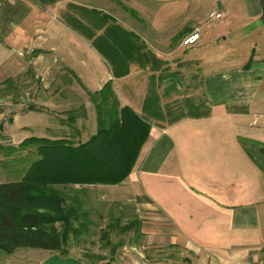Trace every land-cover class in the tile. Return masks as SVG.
Returning a JSON list of instances; mask_svg holds the SVG:
<instances>
[{
  "label": "crops",
  "instance_id": "0c3cea01",
  "mask_svg": "<svg viewBox=\"0 0 264 264\" xmlns=\"http://www.w3.org/2000/svg\"><path fill=\"white\" fill-rule=\"evenodd\" d=\"M124 1L0 0V87L8 88L13 105L28 102L27 113L50 116L45 137L67 134L83 141L96 131L93 97L107 81L112 80L120 104L138 114L152 77L165 110L185 84L186 98L205 104L191 99L197 106L193 111L207 114L150 125L123 181H132L134 194L110 196L137 207L155 246L164 244L175 253L165 255L170 264H264V26L255 28L262 45L251 49L249 65L250 58L245 65L211 70V58L219 63L225 56L219 33L201 32L195 45L182 46L181 38L201 26L195 17L186 22L165 17L151 25L134 9L141 12L142 0H131L132 8ZM70 2L106 12L136 33L151 51L148 65L133 62L128 74L115 77L91 42L63 19ZM244 2L247 16L259 18L260 0ZM222 13L210 18L221 23ZM168 67L183 77L164 94L159 75ZM68 70L73 77H64ZM27 95L31 101H23ZM13 110L10 120L21 113ZM7 126L2 123L5 134Z\"/></svg>",
  "mask_w": 264,
  "mask_h": 264
},
{
  "label": "trees",
  "instance_id": "16d2710c",
  "mask_svg": "<svg viewBox=\"0 0 264 264\" xmlns=\"http://www.w3.org/2000/svg\"><path fill=\"white\" fill-rule=\"evenodd\" d=\"M68 4L70 9L62 15L66 24L91 42L115 77L128 74L133 62L143 68L148 65L151 51L136 33L106 12ZM251 62L252 58L247 64ZM178 75L176 71L159 75L169 79L164 94L175 88ZM155 86L152 77L143 99V114H138L131 106L120 104L109 80L97 92L98 97H93L97 127L87 139L75 141L67 134L54 138L34 135L19 143L33 144L39 156L19 179L0 182V248L11 252L30 246L68 254L69 241L83 232L88 213L78 196L68 195L67 187L123 182L137 162L150 125L207 114L195 113L197 106L189 99L187 112L175 111L172 101L165 110Z\"/></svg>",
  "mask_w": 264,
  "mask_h": 264
},
{
  "label": "rangeland",
  "instance_id": "374dc122",
  "mask_svg": "<svg viewBox=\"0 0 264 264\" xmlns=\"http://www.w3.org/2000/svg\"><path fill=\"white\" fill-rule=\"evenodd\" d=\"M130 1L126 0L124 3L132 8L134 6ZM140 5L142 6L141 12H138L137 7L134 9L137 10L136 13L140 14L141 18L145 17L147 24L155 25L165 17L170 20L177 18L180 22L183 19L186 22L195 17L194 19L202 26L201 32L206 35L219 33L222 55L225 54V56L219 63H215L216 61L210 57L214 62L211 63V70L217 69L218 65H226V67L245 65L250 58L251 49L259 48L262 45L255 35L258 31L255 28L264 26V23L260 17L250 19L249 15L247 16L249 9L245 6L244 0H142ZM66 9H70V4L67 3ZM212 11L225 12L221 23L210 18ZM246 16L248 18H245ZM171 37L169 38L172 39ZM225 37H228L227 41H225ZM182 40L183 38H181V45ZM149 44L152 46L151 43ZM209 44L205 45L212 49L213 47ZM145 47L147 48V44ZM209 52L214 57V52ZM171 68L168 67L164 70L165 73L161 72L160 74L177 71V69H173L175 67ZM66 73L64 77L73 75L69 70ZM182 77L179 73L177 79ZM160 79L165 90L169 87L167 85L169 79L162 77ZM195 79L198 80L197 77ZM37 85L38 83H35V87ZM0 88V99L9 102L3 111L2 107L0 108L2 116L0 118V182H4L19 179L24 173V169L39 156L33 144L19 145V143L30 136L48 135L49 132L45 130V126L49 123L50 116L48 117L44 112L27 113L23 107L27 106L28 102L13 105L12 100L8 97L9 93L5 92L8 88L5 86ZM178 92L180 93L172 95L174 96L172 104L175 106V111L188 110L186 107V101L189 99L186 98L187 86L184 84ZM195 94L201 99L202 94ZM20 95L18 94L16 98H19ZM193 97L189 100L197 99ZM25 100L31 101L30 96L27 95L23 101ZM195 102L205 105L200 100H195ZM179 106L181 109L178 108ZM14 107L17 110L20 109L21 113L10 120L9 117L13 115ZM64 120L68 122V116L64 115ZM3 122L8 123L6 134L1 131ZM97 186L99 187L74 185V187L70 186L66 189L69 196L76 195L83 201L82 207L88 213V221L83 232L76 240L72 238L69 241L68 254L30 246H21L11 252L0 248V264H170V258L165 255L170 256L175 253H171L169 246L166 248L164 244L160 247V244L157 243V247L155 246L153 237L146 233L149 229H144L143 223L138 217L137 207L122 201V199H113L110 196L111 192L124 193L125 195L134 194L135 188L132 181L126 180L112 185L100 183ZM146 235L148 236L145 238Z\"/></svg>",
  "mask_w": 264,
  "mask_h": 264
},
{
  "label": "built area",
  "instance_id": "2783aa9c",
  "mask_svg": "<svg viewBox=\"0 0 264 264\" xmlns=\"http://www.w3.org/2000/svg\"><path fill=\"white\" fill-rule=\"evenodd\" d=\"M222 14V12H215L211 14V17L220 18ZM201 31L202 26H197L191 32H188V34L183 37L182 46L189 47L191 45H195L201 38ZM8 104L9 102L7 100L0 99V108L2 107V110L8 106Z\"/></svg>",
  "mask_w": 264,
  "mask_h": 264
},
{
  "label": "water",
  "instance_id": "95a60500",
  "mask_svg": "<svg viewBox=\"0 0 264 264\" xmlns=\"http://www.w3.org/2000/svg\"><path fill=\"white\" fill-rule=\"evenodd\" d=\"M259 4L261 5V8H262V14L260 15V17L264 23V0H260Z\"/></svg>",
  "mask_w": 264,
  "mask_h": 264
}]
</instances>
